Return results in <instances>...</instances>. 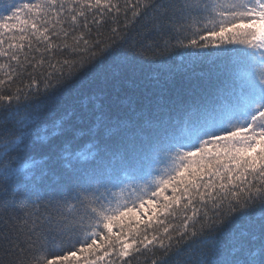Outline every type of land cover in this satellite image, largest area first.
<instances>
[{
    "label": "snow or ice",
    "instance_id": "6c2138e0",
    "mask_svg": "<svg viewBox=\"0 0 264 264\" xmlns=\"http://www.w3.org/2000/svg\"><path fill=\"white\" fill-rule=\"evenodd\" d=\"M13 8L0 16V87L46 62L34 43L63 59L0 91V264H131L155 248L162 264H264V0ZM125 84L135 94L117 103ZM88 88L92 109L72 114L93 121V141L73 152L54 122L36 177L32 114Z\"/></svg>",
    "mask_w": 264,
    "mask_h": 264
},
{
    "label": "trees",
    "instance_id": "16d2710c",
    "mask_svg": "<svg viewBox=\"0 0 264 264\" xmlns=\"http://www.w3.org/2000/svg\"><path fill=\"white\" fill-rule=\"evenodd\" d=\"M29 2H32V0H0V16L6 14L3 11V6L5 4H15L17 8H20L24 3H29ZM17 8H13L12 10L16 11ZM25 14H26L25 11H20L21 18H23ZM90 26L92 28L91 35L95 37L97 35V29H99L101 32H105L114 25L112 20L109 19L103 27H101V25H90ZM80 33L81 30L77 29L76 35H79ZM51 42L53 44L62 45L65 42L68 44H72L73 40L71 38L65 40L62 36L60 39H58L57 37L53 36L51 38ZM36 47L40 48L39 52L35 51ZM44 47H45L44 44L34 43L33 51L29 53V56L30 58L32 56H35L36 61H39L40 59L43 58L46 62L44 64H37L35 68H32L31 65L25 64L24 68L27 70L22 71L18 69L19 75L16 77V83L15 84L6 83L4 86L0 87V91H3L5 93L8 92L9 90L15 91V89L18 86H20L21 81L27 84L29 82L30 76L32 78H42L41 76L42 73H47L48 71H51L47 61L52 60L53 57H55V59H63V57L57 53V50L55 48H53L51 53H49L44 51ZM25 51H27V49H25ZM64 55L70 56L71 53L69 50H65ZM0 64L5 65L4 69H0V78L6 79L4 73L7 71L6 66L8 64V61L5 58H0ZM96 91L97 90L95 88H88L85 90V93L83 95L69 101L64 106L58 107L44 114H37V113L32 114L33 118L36 119L37 123L30 130L31 134L29 137V142L33 143L35 147L31 149L27 153V155L34 156L35 160L39 162L36 168L33 170L36 177H39L41 171L48 166L49 157L47 154V150L45 148L40 147V145L55 140V138L51 137L50 135V129L54 122L60 120L65 121L66 126L69 130L68 132L69 138L74 140L73 144L71 145V150L73 152L77 151L84 145L93 141V136L89 131V129L92 127L93 121L87 119L79 120L72 113H73V109L75 110L76 113H82L91 110L93 107V101L90 100L89 97L92 96L93 94H96ZM134 94H135L134 89L129 88L128 85L126 84L122 85L121 91L118 95L117 103H119L120 100H124L128 96H132ZM45 134H47L49 137L48 141H44L41 139V137L44 136ZM73 163H75V161H73ZM175 223L178 225L179 220H177ZM186 255L187 254H185V256ZM166 258L167 257L164 256L163 251L161 249L155 248L152 249V251L143 252L142 254L137 255L136 259L131 261V264H162V261ZM183 258L184 257H181V259ZM172 264H179V262L173 261Z\"/></svg>",
    "mask_w": 264,
    "mask_h": 264
}]
</instances>
